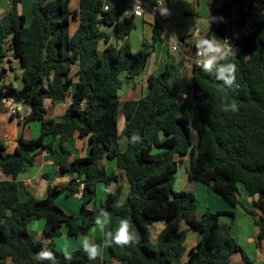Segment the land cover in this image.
Instances as JSON below:
<instances>
[{
	"label": "trees",
	"instance_id": "obj_1",
	"mask_svg": "<svg viewBox=\"0 0 264 264\" xmlns=\"http://www.w3.org/2000/svg\"><path fill=\"white\" fill-rule=\"evenodd\" d=\"M21 2L10 0L7 12L0 16V66L14 57L23 68L21 87L6 83L7 69L0 68V114L4 100L24 104L30 108L26 123L40 121L42 131L32 139L20 137L22 147L13 153L0 143V171L6 177L0 181V264H51L34 259L45 247L55 253L59 264H239L238 256L253 264L232 234V224L220 221L223 214L235 213L207 209L198 217L196 194L175 191L174 184L184 156L190 155L189 177L253 215L259 228L257 244L264 249V21L256 20L241 51L231 57L237 67L233 87H226L199 66L193 67V81L183 87V63L170 55L165 70L150 74L147 93L135 100L137 83L132 81L144 74L156 45L163 41L164 28L159 22L153 24L152 38L144 39L142 49L134 52L130 35L137 27L136 17L118 0H80L78 10L70 8L71 0H33L29 25L19 12ZM106 4L108 10H104ZM209 8L215 21L231 13L228 6H218V0H210ZM241 12L245 14L244 9ZM77 18L79 26L71 34V20ZM229 24L217 22L218 34L229 31ZM104 26L115 28L117 45L110 43L112 36ZM213 35L202 33V37ZM126 83L130 90L121 96ZM71 93L73 100L61 119L48 118L45 101H66ZM233 102L238 112L222 111V106ZM121 115L126 121L122 132ZM75 134L89 137L88 156L72 158L67 142ZM48 135L60 140V150L53 142H45ZM133 135L140 140L131 142ZM23 148L39 150L28 157ZM43 152L56 156L59 173L70 175V182L48 185L42 199L27 192L21 201L18 176ZM105 158L115 163L120 176L109 174L102 164ZM123 178L129 181L130 190L120 203ZM100 183L117 186L99 207L88 209ZM238 185L248 197L258 196L253 206L263 216L239 199ZM79 193L81 217L68 214L56 203L61 194ZM100 210L110 212L112 223L118 216L127 219L138 243L122 246L121 254L113 244L107 259L99 255L89 260L82 248L65 259L67 254L53 240H35L29 231L32 222L43 219L48 238L59 235L62 225L70 235H83L96 225ZM156 220H163L164 227L152 242L149 225ZM185 223L202 234L187 261H183Z\"/></svg>",
	"mask_w": 264,
	"mask_h": 264
},
{
	"label": "crops",
	"instance_id": "obj_2",
	"mask_svg": "<svg viewBox=\"0 0 264 264\" xmlns=\"http://www.w3.org/2000/svg\"><path fill=\"white\" fill-rule=\"evenodd\" d=\"M118 1L120 3H124L128 11H130L131 4L134 2H142L148 6L157 2V0H118ZM164 1L168 4L171 10V19L168 25L166 26V28H164L162 43L156 45L154 53L150 56L148 60L146 70L143 74L144 78L142 79V82L137 83L136 85V90L133 94V98L135 100H138L147 93L148 76L150 74L158 75L159 73L165 70L170 55L173 54L178 61H181V56L179 54L173 53L171 50L174 40H178L184 37L190 43L195 44L197 39L196 33L198 32L200 37H202V33L206 31L213 33L217 39H220L221 35L218 34L217 22L224 21L228 24L230 23L229 25H232V27H235L238 18L235 19L233 10L237 9L238 11L241 12L242 5L245 4H241L239 2L241 1L246 2V0H218V6L228 5L230 7L231 13H228L226 17H221L219 21H215L210 17L211 14L209 8L210 0H164ZM9 2L10 0L8 1L5 0L4 2L1 3L0 16L7 12ZM79 6H80V0H71L70 8L72 10H78ZM32 8H33V0H22V2L19 4L18 7L19 12L26 16L27 25L30 24L33 17ZM260 12L256 13V20ZM231 16H232V22L230 20ZM202 18L208 20L204 22L205 24L207 22L210 23V25L208 26H203L204 27L203 31L197 28L199 20H202ZM211 19L213 20V22H211ZM136 22H137V27L131 33L130 40L133 47L135 40L137 46L136 50H140L143 47L144 39L150 40L152 38L153 24L155 22V19L152 13L147 8H145L144 15L142 17H136ZM78 26H79L78 18L72 19L70 26V33L73 34L75 30L78 28ZM232 27L230 26V28ZM169 42H171V44H169ZM0 68L7 69V74L5 77L6 83H13L16 87H21L23 85V81L21 78L23 68L21 66V62L19 58L11 57L4 60ZM12 77H14L15 79H12ZM182 81H183V87H185L187 84L193 81L192 67H186L183 69ZM75 88H76V82H74V84L72 85V92L75 90ZM72 100H73L72 93L68 96L66 101L51 102L50 99H47L45 101V105L47 107V117L60 120L62 115L67 110V108L70 106ZM2 108H3V112L0 114V143L5 144L8 153H13L17 147H22L19 142L20 137H23L24 139L28 140L40 135L42 131V124L40 121L35 120L29 123H26L25 121L26 117L30 113L29 107L25 106L24 104L14 103V101L9 99L3 101ZM121 117H123L122 119L125 120L124 116L121 115L119 119V124L120 121L122 120ZM124 122L125 123L122 126V131L126 124V121ZM195 138L197 139L196 135ZM45 142L46 143L53 142L54 148L56 150H60L59 139H54L53 136L48 135L45 137ZM67 146L72 152V158L85 157L90 154L91 143L89 141V137L82 138L78 134H75L72 138L68 140ZM38 150L39 149L32 151L27 148H23L24 154L27 155L28 157L33 156L34 153ZM55 158L56 156L49 152L37 153V155H35L34 158V163L28 165L26 167V170L18 176L17 179L18 196L21 201L27 198V192H30L35 197L42 199L45 198L47 195L48 185L64 186L69 184L71 178L70 175L59 173V168L55 164ZM102 164L106 167V170L109 172L111 176L121 175L120 171L116 168V165L113 161H110L105 158L102 161ZM189 171H190V166H189V170L187 171V174L182 173L181 175L180 178L181 189H185L187 186L192 185V189L194 190V192L197 193V195L200 194L203 197L206 196L210 200H212V198L217 200V197L219 196L221 199L226 201L220 195L217 194L218 195L217 196L216 194H214L212 190H210L212 189L210 186H207L206 184L198 180H192L189 177ZM4 179H6V177L0 171V181ZM121 182L123 183V190L120 197V203H124L127 199L130 190V183L125 178H123ZM116 186H117L116 183H112L109 187L106 186L104 183H100L98 185L97 198L94 203L92 202L88 204L87 206L88 209H93L95 206L99 207L104 202L107 193L109 191H113L116 188ZM80 189H82V186L80 187ZM243 191L245 193L244 188ZM239 199L245 204V206L248 209L253 210V212L257 214V216H263L261 211L253 206V202L258 200V196L248 197L246 193L245 195H242L240 193ZM56 203L61 208H63L65 212H67L68 214L81 217L84 213L82 207V201L80 199V193L70 197L66 196L65 194H61L56 198ZM227 205H226V209L224 210L233 211L235 215L231 216L228 214H224L220 217V221L223 223H231L232 234L238 240L240 245L242 246L243 242L245 241L247 242V245L250 249L252 250L257 249L258 252H256V257L258 258V260H260V262L264 264V249L260 248L257 244V236L259 234V228L255 223V217L251 214H248L240 205H232L229 202L227 203ZM207 209L210 210L212 209L210 202L208 200L206 202L202 201L200 208H198V212L199 214H202ZM101 211H105L109 214L107 218L108 222L105 223L102 228L101 226L96 224L94 227L90 228L83 235L92 233L95 242L102 246L100 256L102 257V259H107L110 257V248L107 246H103L105 235L108 232H112L114 235L115 231L120 226V222L122 218L118 216L116 217L114 223H112V217L110 212L107 210H100L98 217H100L102 220L104 219V217L101 215ZM241 213L243 214L240 217ZM243 215H245L248 219L245 225L244 223H241L240 220L238 222V219H242ZM184 227L188 228L189 225L185 223ZM44 228H45V221L41 219L32 222L29 226V231L35 240H44L47 242L53 240V242L56 245V248L58 250H62L68 256H71L76 250L82 248L81 240H80V237L82 235L79 236L70 235L66 225H62L60 228V234L53 238H48L44 235ZM191 232L195 234V238H193L192 240L186 238L184 242L186 251L183 256V261L188 260L191 249L202 238V234L199 231V229H192ZM123 250L124 249L122 246L115 247V251H117L119 254L123 253ZM237 261L239 262V264H244V263L246 264V262L243 260L241 256L237 257ZM8 264H12V262L8 261ZM118 264H128V263L124 261Z\"/></svg>",
	"mask_w": 264,
	"mask_h": 264
},
{
	"label": "clouds",
	"instance_id": "obj_3",
	"mask_svg": "<svg viewBox=\"0 0 264 264\" xmlns=\"http://www.w3.org/2000/svg\"><path fill=\"white\" fill-rule=\"evenodd\" d=\"M154 11H158L161 16L170 15V10L165 6L164 0L163 2L162 0H157V8ZM196 36L194 63L205 74L214 76L216 80L222 81L226 87H233L236 82L237 67L231 62V57L235 50L229 41L219 40L214 35L212 38L200 37L198 32ZM222 111L236 113L239 111V107L233 102L230 105L222 106ZM139 140L140 137L136 135H133L131 138V142L133 143ZM101 215L104 219L102 220L100 217H97L95 223L102 228L108 222L107 218L109 214L101 211ZM80 240L81 247L87 254L88 259L95 260L100 255L102 246L95 242L92 233L82 235ZM134 243H138L136 235L131 231L130 222L127 219H123L114 235L112 232L106 233L103 246L111 247L113 244L118 246H131ZM34 259L41 262L51 261V264H59L55 253L46 247L36 253ZM65 259H70V257L66 255Z\"/></svg>",
	"mask_w": 264,
	"mask_h": 264
},
{
	"label": "built area",
	"instance_id": "obj_4",
	"mask_svg": "<svg viewBox=\"0 0 264 264\" xmlns=\"http://www.w3.org/2000/svg\"><path fill=\"white\" fill-rule=\"evenodd\" d=\"M165 6L170 10L166 2ZM145 8H147L152 13L155 21L159 22L163 28H166L171 19V10L170 15L161 16L158 11H154L157 8V2L149 6L142 2H134L131 4L130 12L133 13L135 17H142L144 15ZM108 9L109 5L106 4L104 6V10ZM243 9L245 10V14H240L237 19L236 26L230 28V30L227 33L221 35L219 39L228 40L230 45L235 50L233 53H238L241 51L242 41L245 38L249 37L253 32L254 23L256 22V13H259L260 11L264 10V0L252 1L251 5L248 3V8L246 4L243 5L242 10ZM171 50L173 53L179 54L181 56V62L183 63L184 68H193L194 66H198L194 63L195 47H193L192 43H190L186 39L180 38L178 40H174Z\"/></svg>",
	"mask_w": 264,
	"mask_h": 264
},
{
	"label": "rangeland",
	"instance_id": "obj_5",
	"mask_svg": "<svg viewBox=\"0 0 264 264\" xmlns=\"http://www.w3.org/2000/svg\"><path fill=\"white\" fill-rule=\"evenodd\" d=\"M5 0H0V5H1V3L2 2H4ZM6 1H8V0H6ZM252 1H254V0H252ZM245 4H246V6H247V8H248V1L246 0V2H245ZM228 6V5H227ZM229 7V6H228ZM230 8V7H229ZM241 10V9H240ZM233 14L235 15V19L236 18H238L239 16H240V14H241V12L240 11H238L237 9H234L233 10ZM257 20H260V21H264V10L263 11H261L260 12V14H259V16H258V18H257ZM138 21V20H137ZM205 21H208L207 19H203L202 18V20H199V23H198V26H197V28L198 29H200V30H202L203 31V29H204V27L203 26H208V25H210V23L209 22H207L206 24L204 23ZM211 22H213V20L211 19ZM74 24V23H73ZM212 24V23H211ZM102 29L104 30V31H106V32H108V33H110L111 34V36H112V38H111V41H110V43L111 44H113V45H117V39H116V32H115V28L113 27V26H111V27H108V26H104V27H102ZM194 32V31H193ZM169 44H171V42H169ZM103 47H104V44L102 43L101 45H100V49H103ZM132 48H133V51L134 52H138L139 50H136L137 49V46H136V42H135V40H134V47H133V45H132ZM173 55V54H172ZM174 56V55H173ZM11 76H13V75H11ZM10 76V77H11ZM144 77H143V75H141L140 77H138L136 80H134V81H132V83H141L142 82V79H143ZM12 79H15L14 77H12ZM14 82H15V80H14ZM132 86V85H131ZM128 90H130V84H128V83H126V85H124V87L120 90V95L121 96H123V94H125ZM123 117H121V119H122ZM125 120H121L120 121V125H119V129H120V131H122V126H123V124L125 123L124 122ZM120 142L122 143V144H125V139H121L120 140ZM190 159H191V157H190V155H187V156H184V158H183V162H182V164L179 166V172H178V174H177V176H176V180H175V184H174V190L175 191H180V190H191V191H193L194 192V190L192 189V185H189V186H187L185 189H181L180 188V186H181V183H180V181H181V175H182V173L183 174H187V171L189 170V166H190ZM238 188H239V193H241L242 195H245V193H244V191H243V188H242V185H238ZM210 190H212V189H210ZM212 192L214 193V194H218V193H216L215 191H213L212 190ZM195 194H196V197H197V199H198V208H200V206H201V203H202V201H204V202H206L207 200L210 202V205H211V211H213V212H216V211H219V210H224V209H226V205H227V201H224L223 199H221L218 195V197H217V200L216 199H214V198H212V200H210L208 197H203V196H201L200 194H198L197 195V193L196 192H194ZM99 197V196H98ZM218 198H219V200H218ZM202 201H201V200ZM221 200V201H220ZM220 202V203H219ZM223 202V203H222ZM227 202V203H226ZM226 204V205H225ZM228 206V205H227ZM242 214L243 213H241L240 214V217L242 216ZM197 215H198V217H200L202 214H199V212H197ZM224 215V214H223ZM245 215H243V217H242V219H238V222H239V220L241 221V223H244V225L246 224V222L248 221V219H247V217L245 216ZM163 227H164V221L163 220H156V221H154L152 224H150L149 225V228H150V233H151V235H150V238H151V241L152 242H156L157 241V238H158V234L160 233V231L163 229ZM188 229V231H187V239H189V240H192L193 238H195V234L194 233H192L191 232V230L192 229H195V228H190V227H188L187 228ZM243 250H245L244 252L250 257V259L253 261V264H263L262 262H260V260H258V258L256 257V252H258V250L257 249H250L249 247H248V245H247V242H243ZM245 264V263H244Z\"/></svg>",
	"mask_w": 264,
	"mask_h": 264
}]
</instances>
